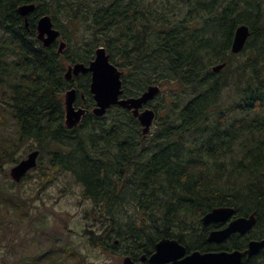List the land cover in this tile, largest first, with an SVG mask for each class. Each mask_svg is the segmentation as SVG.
I'll return each mask as SVG.
<instances>
[{
    "label": "trees",
    "instance_id": "1",
    "mask_svg": "<svg viewBox=\"0 0 264 264\" xmlns=\"http://www.w3.org/2000/svg\"><path fill=\"white\" fill-rule=\"evenodd\" d=\"M31 2L36 8L25 24L17 7ZM45 13L67 42L60 52L57 42L37 39ZM240 23L251 31L248 54L233 62ZM100 45L123 71L125 96L150 84L169 87L152 143L141 144L140 125L124 108L92 114L89 73L65 78L67 64H88ZM220 62L226 65L213 72ZM74 84L87 113L67 128L63 93ZM23 147L38 148L41 166L61 167L82 183L102 227L84 230L92 247L137 261L161 238L187 250L245 249L264 237V9L254 0H0V168L19 161ZM12 185L0 183V208L25 214ZM216 206L254 213L256 224L209 243L208 232L221 225H203L201 217ZM46 246L16 264H58L63 252L84 263L70 241L52 237ZM243 264H264V249Z\"/></svg>",
    "mask_w": 264,
    "mask_h": 264
},
{
    "label": "rangeland",
    "instance_id": "2",
    "mask_svg": "<svg viewBox=\"0 0 264 264\" xmlns=\"http://www.w3.org/2000/svg\"><path fill=\"white\" fill-rule=\"evenodd\" d=\"M254 2L264 9V0ZM63 40L67 43L65 39ZM246 54L248 49L237 54L232 61L236 62ZM168 91L169 87L163 85L161 93L150 102L151 106L157 109V120L164 118L161 116L168 109V104L170 105L169 99L165 98ZM159 126V121H156L143 144L152 143L153 135ZM31 141H27L25 145H34ZM27 152L23 147L17 154L24 157ZM12 165L10 162L1 164L0 183L5 186L13 184L11 187H14L21 196L20 207L25 209L26 213L19 211L21 215H14L11 209L9 211L5 207L0 208V217L5 219L3 224L0 222V264H16L20 255L32 256L47 250L46 242L52 240V237H55L57 242L70 241L75 245L74 248L83 258V264H121L124 255L119 251L103 252L88 243L84 230H96L101 223L94 214L97 212V208L94 209V202L84 195L82 183L75 181L70 171L61 167L50 169L44 162L42 166L38 164L19 183H14L10 177H4V171L8 172ZM124 208L133 216L130 212L131 204ZM41 229L49 232L51 236L41 234ZM101 230L102 227L95 233ZM38 241L44 243V246L39 245ZM64 255L63 252L62 260L58 264H80L72 256L63 258Z\"/></svg>",
    "mask_w": 264,
    "mask_h": 264
},
{
    "label": "water",
    "instance_id": "3",
    "mask_svg": "<svg viewBox=\"0 0 264 264\" xmlns=\"http://www.w3.org/2000/svg\"><path fill=\"white\" fill-rule=\"evenodd\" d=\"M34 9V3L21 4L17 7L18 13L25 18V23H27V15ZM36 32L37 38L45 46L53 43L60 35L49 14H43L38 18ZM249 33L248 26L244 24L239 25L235 29L231 44L233 53L239 52L244 47ZM64 45L65 43L61 40L59 50ZM224 65V62L216 64L212 67V71L217 72ZM87 72L91 74L90 91L96 102L93 113L101 116L112 105H120L131 109L133 115L138 118L143 126L142 133L146 134L155 118V112L151 108H146L139 112V108L151 100L160 91V87L158 85H149L140 96L121 98L122 71L109 60V56L103 46H98L95 49L94 58L88 65L80 62L69 65L65 76L70 78L72 74L78 75L79 73ZM75 97V88H70L64 93V122L68 127H75L85 114L84 108H75ZM38 154V149L30 151L25 158L13 165L9 170L11 178L16 182L20 181L29 169L36 166ZM233 215L234 209L232 207L218 206L202 216L203 225L226 223L225 226L212 229L208 233V242L221 244L233 233L245 234L256 223L254 214L232 218ZM262 248H264V238L249 240L244 250L187 251L185 246L177 239L161 238L156 242L153 253L148 257L141 255L140 260H147L150 264H242L245 256L249 258L257 254ZM122 264H135V261L130 256H125L122 259Z\"/></svg>",
    "mask_w": 264,
    "mask_h": 264
},
{
    "label": "bare ground",
    "instance_id": "4",
    "mask_svg": "<svg viewBox=\"0 0 264 264\" xmlns=\"http://www.w3.org/2000/svg\"><path fill=\"white\" fill-rule=\"evenodd\" d=\"M257 25V24H256ZM103 34V33H102ZM109 36V35H108ZM192 48H190V51H191ZM193 50V49H192ZM196 50V49H195Z\"/></svg>",
    "mask_w": 264,
    "mask_h": 264
}]
</instances>
